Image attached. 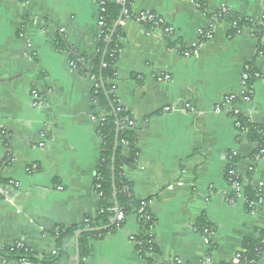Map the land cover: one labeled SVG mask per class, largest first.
<instances>
[{"label":"crops","instance_id":"obj_1","mask_svg":"<svg viewBox=\"0 0 264 264\" xmlns=\"http://www.w3.org/2000/svg\"><path fill=\"white\" fill-rule=\"evenodd\" d=\"M100 1L120 3L0 0V249L21 243L35 258L55 256L53 229L96 218L104 115L92 102L93 80L70 67L54 39L62 33L91 70ZM205 6L208 17L192 0H134L122 21L112 92L132 116L138 140L134 158L123 148L121 174L154 217V264H231L243 242L264 231V203L249 210L225 179L235 156L245 187L259 188L264 156L236 131L233 117L214 113L225 96L240 93L249 63L259 78L250 103L238 106L250 125L264 127V0H205ZM222 9L258 26L232 37L227 21H215L212 39L200 43L197 31ZM140 13L162 19L165 38L137 22ZM32 91L41 105L34 106ZM139 234L131 213L117 232L90 242L84 264H147L130 241ZM73 257L62 254L56 264H73Z\"/></svg>","mask_w":264,"mask_h":264},{"label":"trees","instance_id":"obj_2","mask_svg":"<svg viewBox=\"0 0 264 264\" xmlns=\"http://www.w3.org/2000/svg\"><path fill=\"white\" fill-rule=\"evenodd\" d=\"M134 0H126L124 10L128 15L130 14V6ZM199 5V10L206 13L205 0H192ZM104 12L101 14L103 19V26L100 28V34L95 38L96 57L94 66L91 70H86L84 67V58L79 55L77 51L70 48L62 33H57L54 39V48L57 52H65L69 56V61L74 63L75 69L84 75L89 76L93 80V87L91 91V98L95 109H98L104 115V121L98 128L97 134L101 140V152L99 164L94 179V188L98 196V213L95 219L87 218L79 225H72L68 227L58 226L52 230L54 236L53 250L56 252L55 256L47 258H35L34 254L23 244L18 243L11 247L0 249V258L3 260L25 261L29 264H56L62 254L73 256L74 250L70 246L74 242V236L77 231L85 229H102V231L94 233H83L79 237V256L80 264L91 255L90 242L92 240H100L106 235L117 232L122 223L114 221L116 210H119L124 218L131 213L136 214L140 201L134 199L132 186L124 180L121 169L125 164L126 159L123 158V148H128L132 157H135L137 152V135L135 123L130 113L124 108L120 107L118 101L113 94V81L115 79V65L121 50V40L124 37L122 30V20L118 26L115 27L120 14L123 10L121 3H108L104 1ZM209 15H207L208 17ZM213 17V16H211ZM218 21H234L237 27L232 30L231 36H236L237 31L246 28L253 29L257 23L247 18H240L229 11L225 14L221 10L216 13ZM148 29H153L161 32L165 38L167 33L165 27H155L149 21L141 22ZM169 42V40H166ZM79 60H82L80 62ZM132 123L130 126L129 123ZM242 126L248 130V138L252 142L260 146L264 142V134L259 133L262 127H254L250 125L245 119H241ZM117 135V147L114 154V143ZM114 157V172L112 173V157ZM230 166L225 173V179L228 180V172L235 168L237 158L230 156ZM239 182L243 183L240 178ZM4 181L0 180V184ZM115 191V198L114 193ZM244 193L249 200H258L264 198V191L259 188L244 187ZM147 202V201H146ZM150 219L145 221L143 217L138 216L140 222V234L138 240L145 245L143 250V257L148 264H154V257L156 255V248L153 244L151 235L148 232L154 227L155 220L148 209ZM204 226L198 224L197 228L200 230ZM264 253V231L258 233V238L255 240L247 239L243 242L242 250L237 255V264H257L262 254ZM233 264V263H231Z\"/></svg>","mask_w":264,"mask_h":264},{"label":"built area","instance_id":"obj_3","mask_svg":"<svg viewBox=\"0 0 264 264\" xmlns=\"http://www.w3.org/2000/svg\"><path fill=\"white\" fill-rule=\"evenodd\" d=\"M192 3L194 4V6L196 7L197 10L200 9L198 4H196L193 1H192ZM103 6H104V1H100L99 2V20H98V24H99L100 28L103 26V19L101 17V14L104 12ZM226 11H227L226 9H222L221 13L225 14ZM136 21L139 23H141L143 21H149V22L153 23V25L157 28L162 26V25L164 26L163 20L160 19L155 14H151V13H140L139 15L136 16ZM215 21H218V19L216 18V14L213 15L211 22L208 24V26L206 28L199 29L197 31V36H198L200 43L212 39L213 26H214ZM229 26H230V29L232 31L233 29H235L237 27V24H236V22H234L232 20L229 22ZM242 30L243 29L237 31V34H240ZM165 32L168 33L167 29H165ZM192 53L193 54L197 53V50H194L193 52H189V51L183 52V56L189 57L190 55H192ZM79 61L82 62V60H79ZM69 64H70L71 68L75 69L74 63L69 61ZM258 78H259V75H258V73H256L254 71L251 64H249V63L246 64L242 69V74H241V78H240V93L239 94H229V95L225 96L222 99V101L220 102V104H218L214 109V113H216V114L227 113L231 117H233L234 127H235L236 131L239 134H244L246 136H248L247 135L248 130L242 126V123H241L242 116H241L238 105L250 103V101L252 99L253 84ZM164 79H167V78L164 77ZM113 90H114V88H113ZM31 94H32V99L34 100V106L41 105L42 99H41L39 93L37 91H32ZM186 108H189V106H186ZM165 111H167V109ZM100 121H101V125H102V123L104 121V116L101 118ZM129 125L131 126L132 123L130 122ZM259 133L264 134V127L262 128L261 131H259ZM257 155L258 156H264V142L260 146H258ZM229 166H230V163H229L228 167ZM228 175L230 178H228L227 183L229 184L231 192L234 194V196L241 197L244 201L245 206L249 210H252V209L256 208L257 206L264 203V198H258V200H249L248 199V197L244 193L245 182L243 181V183H241L238 181L240 179V177L237 174L235 168L231 169L228 172ZM259 189H260V191H264V184L260 185ZM148 209H149L148 203L146 201H140V206H139V208L135 214L139 228H140V224H139L140 220L138 219L139 215L141 217H143L145 221H148L150 219V214H148ZM124 219L125 218H124L123 214L119 210H116V215H115L114 221L116 223H122L124 221ZM151 230L148 232V234H151ZM140 231H141V229H140ZM198 232H200L204 236L205 235L207 236L209 234V230L206 227L201 228L200 230H198ZM130 241H131L132 245L134 246L136 252L143 259V257L146 256V254L143 255V250H144L145 245H143V243L140 240H138V236L131 237ZM53 253L55 254V252H53ZM143 260H145V259H143ZM2 261L5 262V260H2ZM232 263L233 264L238 263L237 256ZM147 264H148V262H147Z\"/></svg>","mask_w":264,"mask_h":264},{"label":"water","instance_id":"obj_4","mask_svg":"<svg viewBox=\"0 0 264 264\" xmlns=\"http://www.w3.org/2000/svg\"><path fill=\"white\" fill-rule=\"evenodd\" d=\"M125 1L126 0H120V3L123 7V10L120 14V17L118 19V21L116 22V25L115 27L118 26L119 22L122 20L123 16H124V13H125V10H124V6H125ZM7 140H9L7 138ZM116 147H117V135H116V138H115V143H114V154H115V150H116ZM113 154V157H112V173L114 172V157L115 155ZM114 195V198H115V191L113 193ZM99 231H102V229H85V230H81V231H77L75 236H74V257H73V264H80V256H79V237L80 235H82L83 233H94V232H99Z\"/></svg>","mask_w":264,"mask_h":264}]
</instances>
